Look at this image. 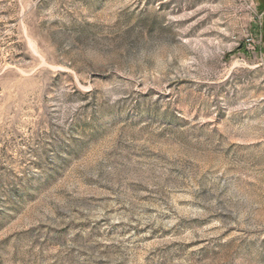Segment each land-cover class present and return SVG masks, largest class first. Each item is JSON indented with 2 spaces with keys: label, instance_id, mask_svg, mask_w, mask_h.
<instances>
[{
  "label": "rangeland",
  "instance_id": "obj_1",
  "mask_svg": "<svg viewBox=\"0 0 264 264\" xmlns=\"http://www.w3.org/2000/svg\"><path fill=\"white\" fill-rule=\"evenodd\" d=\"M0 264H264V0H0Z\"/></svg>",
  "mask_w": 264,
  "mask_h": 264
}]
</instances>
